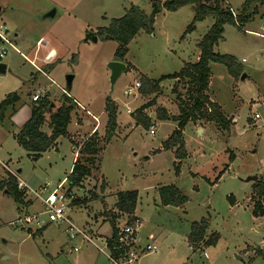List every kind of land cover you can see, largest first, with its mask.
Masks as SVG:
<instances>
[{
    "label": "rangeland",
    "instance_id": "obj_1",
    "mask_svg": "<svg viewBox=\"0 0 264 264\" xmlns=\"http://www.w3.org/2000/svg\"><path fill=\"white\" fill-rule=\"evenodd\" d=\"M246 1L228 0L236 13ZM131 6L147 15L152 12L150 0H0V26H7L8 38L16 48L5 45L9 52L1 60L7 72L0 75V104L9 94L19 93L21 108L31 106L36 92H46L44 95L57 104L55 112L64 96L63 89L67 91L66 79L73 76L67 94L98 117L102 151L95 159L91 177L82 188L73 189L63 203L68 218L103 251L81 237L71 241L67 225L50 223L36 195L47 198L63 186L60 193L66 192L67 178L79 153L77 143L61 137L57 148L34 160L17 143L19 128L8 118V110L7 118L0 123V161L31 192L27 204H17L0 191V264H114L108 258L105 241L112 237L110 218L117 212V195L129 191L139 194L135 215L142 221V251L150 243L158 248L153 254L140 253L135 264H264V216L253 215L251 197L257 181H248L252 177L264 180V5L251 7L252 14L240 27H224L223 40L215 52L232 56L241 75L235 78L225 65L211 63L207 94L231 121L230 128L224 130L214 122H190L184 131L188 157L182 161L179 175L175 169L176 150L163 148L177 124L157 117L159 109L170 116L179 114V104L172 94L176 82H162L163 92L157 98L143 96L137 85L140 75L157 80L180 72L187 63H196L198 44L214 21L197 23L195 31L184 37L195 17L194 6L162 11L155 19L154 33L141 32L129 44L125 60L130 69L112 92L108 64L116 61L119 44L94 43L88 36L123 17ZM53 10L56 15L45 18ZM129 88L134 95L125 94ZM107 98L118 106L117 129L104 143L108 114L100 113ZM152 102L154 105L148 106ZM143 106H148L144 115L155 127V135L136 124L137 110ZM257 114L260 119L256 120ZM72 120L69 130L74 135L88 134L95 125L81 110ZM81 121L84 127L76 124ZM43 132L50 133L49 121ZM8 175L9 171L0 167V181ZM171 185L187 197L183 207L161 205L159 190ZM76 198L83 203L72 204ZM34 215L43 227L14 225ZM127 219L121 217L117 223L125 224ZM202 220L209 223L206 239L212 234L219 236L216 245L190 244L192 225ZM38 229L40 233L35 234Z\"/></svg>",
    "mask_w": 264,
    "mask_h": 264
},
{
    "label": "trees",
    "instance_id": "obj_2",
    "mask_svg": "<svg viewBox=\"0 0 264 264\" xmlns=\"http://www.w3.org/2000/svg\"><path fill=\"white\" fill-rule=\"evenodd\" d=\"M152 12L150 15L145 14L139 7L131 6L125 15L119 19H113L106 28L99 29L94 35L98 41H115L119 44V48L115 53L116 61L125 62L128 54L129 44L141 32L147 34L154 33V23L156 17L162 11L175 12L188 5L195 8V17L192 24L188 27L184 37L195 31L196 24L207 19H213L214 23L206 35L198 44L199 60L194 63L185 64L184 68L173 75L162 76L157 80L140 75L139 92L143 96L159 97L162 94V82L166 80H175L176 84L172 89L179 104V114L170 116L164 109H159V120H172L177 124L169 139L164 143V150H176L175 169L177 175L180 173L182 161L188 157L184 131L186 126L191 122L195 123H216L224 130H229L231 121L226 118L221 107L213 102L207 92L211 83L212 70L211 63H220L227 67L229 73L237 78L241 75L235 59L232 56L221 55L215 52V47L223 40L224 27L233 25L240 27L245 23L252 14L251 7L257 4L264 5V0H247L241 12L236 13L228 4L227 0H150ZM183 37V38H184ZM1 63V61H0ZM128 70L130 66L128 65ZM181 89L184 91L181 92ZM68 92V91H67ZM32 102V101H31ZM57 110L53 112L52 105H57L45 95L40 101L32 102L31 118L15 135V139L20 147L32 155L34 160H39L45 153L56 148L57 141L61 137L70 138L68 132L69 125L72 121V114L77 110L78 105L73 98L64 94L59 102ZM22 99L19 93L9 94L0 104V123L7 118L8 110H11V119L21 108ZM150 105H154L152 102ZM148 106H143L137 110L136 124H142L147 129L151 128L150 119L144 115V111ZM105 112L108 114L107 134L104 143H108L117 129V113L118 106L110 98L106 99ZM51 134L47 135L43 132V127L48 123ZM98 130L81 146L79 155L84 158H78L73 165L71 174L67 178L68 189L65 197L69 199L73 189L82 188L83 183L92 175V167L95 159L101 153L102 148L98 140ZM233 159V157H231ZM0 191H5L9 196L13 197L17 204H27L25 202L27 195L18 189L17 179L9 174L6 179L0 181ZM96 198L97 196L94 195ZM159 198L161 205L164 207H183L188 199L174 185L163 187L159 190ZM139 200L137 191L122 192L117 195L116 214H112L110 223L112 226V237L108 241V250L113 260H119L123 256L124 251L119 249V245L115 242L116 225L121 217L126 216L128 224L131 223V217L135 214ZM86 202V200H83ZM251 201L253 203V215L255 217L264 216V180L257 181L253 187ZM72 204L83 203L80 198L71 200ZM209 223L206 220L195 222L192 225L191 233L188 237L191 245L211 247L217 244L219 236L212 234L208 239L207 233ZM29 234L32 231L28 230ZM37 231L35 234H39Z\"/></svg>",
    "mask_w": 264,
    "mask_h": 264
},
{
    "label": "built area",
    "instance_id": "obj_3",
    "mask_svg": "<svg viewBox=\"0 0 264 264\" xmlns=\"http://www.w3.org/2000/svg\"><path fill=\"white\" fill-rule=\"evenodd\" d=\"M9 30L7 26L1 25L0 26V61L4 59L8 55L9 49L5 46L8 44L10 47L16 50V48L12 45L11 41L8 38ZM140 89V84L137 85V91ZM63 92L65 95L69 96L67 94L68 92L63 89ZM46 92H37L32 97V102H38L40 101L45 95ZM126 95L132 96L135 94L132 88H129L126 92ZM128 114H131V110L127 111ZM255 119H260V116L257 114L255 115ZM155 127L151 126L150 128V134L155 135ZM0 167L7 169L9 171V174L13 175L17 181H18V189L25 192L26 195H28L30 191L29 186L18 179L17 175L12 172L5 163L0 161ZM64 187V186H63ZM63 187H61L58 191H54L51 193L47 198H42L40 195L36 194L38 199L42 202V205L44 207V213L49 217L50 223H56L61 225H67V233L69 236V239L75 240L79 237H81L84 241L91 243L92 245L96 246L101 252L102 249L99 248L98 245L93 241V239L81 228L76 227L70 218L67 216L66 212V206L63 203L64 200H68L65 197V192L60 193L63 191ZM47 187L43 188L44 191H46ZM62 189V190H61ZM19 223H23L24 226L28 225H39V218L38 216H27L23 220H19L16 223H14L15 226H18ZM142 227V221L139 217H137L135 214L131 217V223L128 224L126 222L125 224H117L116 225V235H115V242L119 245V249H122L124 251L123 256L120 257L119 260H113L110 256L109 250H108V241L111 239H106L105 245L106 249L108 251V258L114 263V264H135L140 257V253H146V254H153L157 251V246L155 244H148L146 248L142 251L141 249V239L138 237L140 229ZM149 240L153 241L154 238L152 235L149 236ZM79 249L75 248V252H78Z\"/></svg>",
    "mask_w": 264,
    "mask_h": 264
},
{
    "label": "crops",
    "instance_id": "obj_4",
    "mask_svg": "<svg viewBox=\"0 0 264 264\" xmlns=\"http://www.w3.org/2000/svg\"><path fill=\"white\" fill-rule=\"evenodd\" d=\"M227 2H228V0H227ZM228 4H229V2H228ZM230 5V4H229ZM56 15V14H55ZM15 37H17V35L15 34ZM199 55H200V53L198 54V60H199ZM127 66H128V64L126 63V60H125V62H124ZM37 68V67H36ZM7 72V71H6ZM46 74V72H44V75ZM154 80V79H153ZM156 80V79H155ZM175 81V80H174ZM176 82V81H175ZM162 86V85H161ZM37 93V92H36ZM35 93V94H36ZM34 94V95H35ZM33 95V96H34ZM32 96V97H33ZM71 97V96H70ZM155 97V96H154ZM71 98H73L74 99V101L76 102V104L78 105V108H77V110L72 114V118H73V115L74 114H76L79 110H81L82 112H84V113H87V116L88 117H91L92 119H93V121L95 122V125L92 127V131H90L88 134L87 133H85V134H79V133H77L76 135H74L73 133H71L70 132V130H69V128H68V132H69V134L71 135L70 136V140L73 142V143H77V151H79L80 152V149H81V146L93 135V133L95 132V131H97L99 128H98V125H99V121H98V117H96L95 115H93L92 114V112H90V111H88V110H85L84 109V107H83V105H82V103H80L79 102V100L78 99H76V98H74V97H71ZM31 101H32V98H31ZM31 104H32V102H31ZM105 108H106V103H105V106H104V108H103V111H101V115H102V113L103 114H105L106 112H105ZM100 115V116H101ZM106 115V114H105ZM153 117V116H152ZM31 118V106H28V104H26L23 108H20L19 110H18V112L14 115V116H12L11 117V120H12V122H13V124L14 125H16V126H18V128H19V130L27 123V121L29 120ZM83 118H84V116H83ZM47 121H49V117H48V119H47ZM73 121V120H72ZM71 121V122H72ZM83 121H84V119H83ZM83 121H81V122H78V123H76V124H78V125H82V127H84V122ZM70 126V125H69ZM45 127V126H44ZM43 127V128H44ZM50 130V129H49ZM204 130V129H203ZM17 134V133H16ZM15 134V135H16ZM51 134V130H50V133L49 134H47V135H50ZM73 135V136H72ZM75 136V137H74ZM77 140H81V141H77ZM57 145H58V141H57ZM56 148H57V146H56ZM78 157H79V153H76L75 154V158H74V163L76 162V160L78 159ZM74 165V164H73ZM21 172V171H20ZM27 200V199H26ZM38 226H42V224L40 223ZM43 227V226H42ZM30 229V228H29ZM28 229V230H29ZM37 231H40V229H38ZM32 233H33V231H32ZM139 237V236H138ZM140 238V237H139Z\"/></svg>",
    "mask_w": 264,
    "mask_h": 264
},
{
    "label": "water",
    "instance_id": "obj_5",
    "mask_svg": "<svg viewBox=\"0 0 264 264\" xmlns=\"http://www.w3.org/2000/svg\"><path fill=\"white\" fill-rule=\"evenodd\" d=\"M0 12H1V8H0ZM55 14H56V10H53L50 13H48L45 16V18H52V17L55 16ZM88 37L94 43L98 42V38L94 34H90ZM108 69L111 72V74H110V84H111V91L113 92L116 83L122 77V75L125 72H127L128 67L123 62L113 61V62H110L108 64ZM6 71H7V66L5 64H3V63H0V75L6 74ZM243 78H245V76ZM73 80H74L73 76H68L67 79H66V87H67V91L68 92L72 89ZM52 107H54V105H52ZM201 131H203V130L200 129L199 132H201ZM248 181L256 182V181H258V178L257 177H252V178H249Z\"/></svg>",
    "mask_w": 264,
    "mask_h": 264
}]
</instances>
